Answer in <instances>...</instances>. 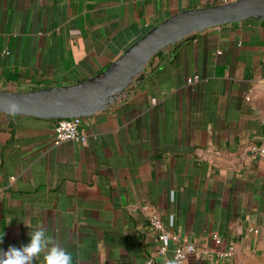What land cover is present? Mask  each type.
Segmentation results:
<instances>
[{"label": "crops", "instance_id": "0c3cea01", "mask_svg": "<svg viewBox=\"0 0 264 264\" xmlns=\"http://www.w3.org/2000/svg\"><path fill=\"white\" fill-rule=\"evenodd\" d=\"M215 3L0 0V87L90 77L156 22ZM55 122L0 110V249L26 245L39 226L74 264H177L173 233L196 248L180 264H264L263 19L157 49L81 115L86 142L55 143Z\"/></svg>", "mask_w": 264, "mask_h": 264}, {"label": "water", "instance_id": "95a60500", "mask_svg": "<svg viewBox=\"0 0 264 264\" xmlns=\"http://www.w3.org/2000/svg\"><path fill=\"white\" fill-rule=\"evenodd\" d=\"M248 16L264 20V0H231L176 11L152 25L97 74L74 83L27 91L0 87V110L55 118L82 115L112 99L163 45L192 31Z\"/></svg>", "mask_w": 264, "mask_h": 264}, {"label": "clouds", "instance_id": "9594fccd", "mask_svg": "<svg viewBox=\"0 0 264 264\" xmlns=\"http://www.w3.org/2000/svg\"><path fill=\"white\" fill-rule=\"evenodd\" d=\"M174 196V191L169 193L170 199H174ZM11 219L9 217L7 223ZM29 236L30 241L26 245L19 248L9 246L6 251L0 249V264H34L35 261H40V264H74L72 254L54 243L43 227H36L29 232ZM2 238L3 233L0 234V243L3 242Z\"/></svg>", "mask_w": 264, "mask_h": 264}, {"label": "built area", "instance_id": "2783aa9c", "mask_svg": "<svg viewBox=\"0 0 264 264\" xmlns=\"http://www.w3.org/2000/svg\"><path fill=\"white\" fill-rule=\"evenodd\" d=\"M216 3H224L231 0H214ZM196 77V75H195ZM190 80V79H188ZM55 143H60L65 140H76L80 142H86L87 132L84 127L81 126V115H73L67 117L56 118L54 126V138ZM263 151V149L261 150ZM148 224L150 227L160 230L159 236L165 237L168 233L165 232L162 226L161 217L157 212L148 214ZM171 238L176 241L173 248V256L177 264H180L188 255V253L194 251L195 245L192 242L183 241L175 234H170ZM212 237L214 240L219 241V235L213 233ZM166 250V245L163 243L159 245L157 251L163 253ZM148 264H153L152 258H148Z\"/></svg>", "mask_w": 264, "mask_h": 264}]
</instances>
